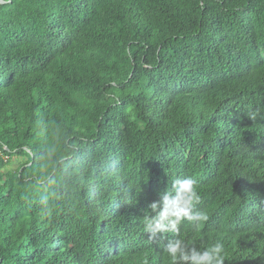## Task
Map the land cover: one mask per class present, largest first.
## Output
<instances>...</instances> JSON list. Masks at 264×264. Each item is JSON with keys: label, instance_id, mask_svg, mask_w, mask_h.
Wrapping results in <instances>:
<instances>
[{"label": "trees", "instance_id": "1", "mask_svg": "<svg viewBox=\"0 0 264 264\" xmlns=\"http://www.w3.org/2000/svg\"><path fill=\"white\" fill-rule=\"evenodd\" d=\"M54 128L82 178L46 210ZM187 176L180 236L264 264V0H0V264H169L142 210Z\"/></svg>", "mask_w": 264, "mask_h": 264}, {"label": "clouds", "instance_id": "2", "mask_svg": "<svg viewBox=\"0 0 264 264\" xmlns=\"http://www.w3.org/2000/svg\"><path fill=\"white\" fill-rule=\"evenodd\" d=\"M252 121L257 119L256 113H249ZM81 138L73 139L71 134L52 129L49 139L42 147L36 175L32 177L42 190L40 204L49 209L50 201L66 195L73 188L79 190L80 162L79 147ZM198 181L193 176L175 179L171 190H166L160 198L142 210L143 232L150 240L164 237L171 233L175 237L168 240L163 248L169 264H225L227 252L225 244L217 240L211 245L198 248L189 245L180 236V226L187 221L199 229L209 220L204 211H196L201 202L197 189ZM127 195V192L125 193Z\"/></svg>", "mask_w": 264, "mask_h": 264}, {"label": "rangeland", "instance_id": "3", "mask_svg": "<svg viewBox=\"0 0 264 264\" xmlns=\"http://www.w3.org/2000/svg\"><path fill=\"white\" fill-rule=\"evenodd\" d=\"M23 159L21 158H15L13 159L9 164H8V167H7V170L8 171H15L18 166L21 164Z\"/></svg>", "mask_w": 264, "mask_h": 264}, {"label": "water", "instance_id": "4", "mask_svg": "<svg viewBox=\"0 0 264 264\" xmlns=\"http://www.w3.org/2000/svg\"><path fill=\"white\" fill-rule=\"evenodd\" d=\"M1 2H3V3H4L5 1H1Z\"/></svg>", "mask_w": 264, "mask_h": 264}]
</instances>
